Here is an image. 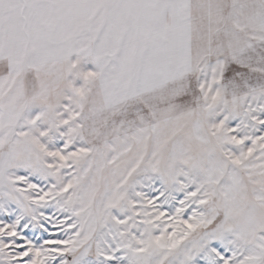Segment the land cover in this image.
<instances>
[{"label":"snow or ice","instance_id":"1","mask_svg":"<svg viewBox=\"0 0 264 264\" xmlns=\"http://www.w3.org/2000/svg\"><path fill=\"white\" fill-rule=\"evenodd\" d=\"M0 264H264V0H0Z\"/></svg>","mask_w":264,"mask_h":264}]
</instances>
